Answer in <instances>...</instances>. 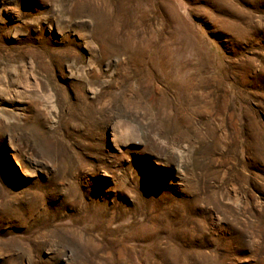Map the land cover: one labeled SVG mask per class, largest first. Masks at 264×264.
<instances>
[{
  "label": "rangeland",
  "instance_id": "rangeland-1",
  "mask_svg": "<svg viewBox=\"0 0 264 264\" xmlns=\"http://www.w3.org/2000/svg\"><path fill=\"white\" fill-rule=\"evenodd\" d=\"M81 1L0 0V264H264V0Z\"/></svg>",
  "mask_w": 264,
  "mask_h": 264
},
{
  "label": "bare ground",
  "instance_id": "bare-ground-1",
  "mask_svg": "<svg viewBox=\"0 0 264 264\" xmlns=\"http://www.w3.org/2000/svg\"><path fill=\"white\" fill-rule=\"evenodd\" d=\"M82 2V4L83 5H85L86 7H88L89 8V10H90V13H91V11L93 12V11H95V10H97V7H95V5L94 4H92V2L91 1H88V0H83V1H81ZM82 4H80L81 6H82ZM83 7V6H82ZM83 8H85V7H83ZM87 8V9H88ZM89 13V12H88ZM94 13V12H93ZM94 15L96 16V13H94ZM94 17V16H93ZM100 19V18H99ZM107 32V31H106ZM111 34H112V32H111ZM127 35V34H126ZM129 35V34H128ZM107 36H108V34H107ZM124 41V40H123ZM133 45H135V44H131L130 42H127V48H131V49H135L137 46H133ZM172 87V86H171ZM176 87V86H175ZM179 87V86H178ZM190 87V86H189ZM182 88H184V86L182 87ZM188 88V87H187ZM191 88H192V86H191ZM191 88H190V91H191ZM170 90V89H169ZM175 90H176V88H175ZM183 90V89H182ZM178 91H180V90H178ZM173 92V91H172ZM193 92H195V90L193 91ZM175 93L176 92H174V95H175ZM1 94V93H0ZM179 94V93H178ZM3 95V94H2ZM183 96V99H184V97H185V99H184V103L180 106V107H178V105H177V108H173V113H174V115H176V118H177V120L179 119V123H180V125L182 124H186V125H188L187 126V128H188V132H190L191 134H194L195 136H199L198 138L200 139V140H202V138L203 137H205L203 134H198V133H196L195 132V130H194V126H192V125H190L191 123H192V121H195L196 120V116H198V115H200V112L198 111V110H196V103H197V101H200V102H202V101H204L203 100V97L201 96V97H196V95H194V94H192L191 95V93L189 94V92L188 91H186V88H185V91H184V94H182ZM200 96V95H199ZM179 97H181V95L179 96ZM7 99V98H6ZM181 100V99H180ZM21 101V100H20ZM183 101V100H182ZM206 101V100H205ZM17 102V101H16ZM24 102V101H23ZM223 102V101H222ZM226 102H228V101H226ZM226 102H225V104H226ZM20 106H22V101L21 102H19L18 103V108L19 109H22ZM205 106H206V104H205ZM151 108H152V106H150ZM158 107H159V105H158ZM171 107V106H170ZM150 109V108H149ZM146 110V111H148V112H146V114L147 115H149V113H150V115L152 114L151 112H150V110ZM159 109V108H158ZM203 109H205V108H203ZM153 110V109H152ZM155 110V109H154ZM163 111V110H162ZM172 111V110H171ZM8 112H10V108H8V107H5V105H0V118L1 117H3L4 115H7V113ZM155 112V111H154ZM166 113V112H165ZM157 114H159V110L157 111ZM155 115L156 114H152L151 116H152V118L153 117H155ZM170 116V115H169ZM157 117V116H156ZM170 117H172L173 118V116H170ZM188 118H191V121H188L189 119ZM165 119V118H164ZM169 120V119H168ZM166 121V120H165ZM165 121H164V123H165ZM169 121H171V120H169ZM173 121V120H172ZM175 124H176V122H175ZM173 125V124H172ZM183 125V127L185 128L186 126H184ZM201 127V126H200ZM222 130H223V125L221 124L220 126H219ZM179 128V127H178ZM197 128V127H196ZM183 129V128H182ZM164 131H165V129H164ZM203 132V131H202ZM200 133V132H199ZM225 139H226V137H223L222 136V138H220V140H221V143H223L224 141H225Z\"/></svg>",
  "mask_w": 264,
  "mask_h": 264
}]
</instances>
